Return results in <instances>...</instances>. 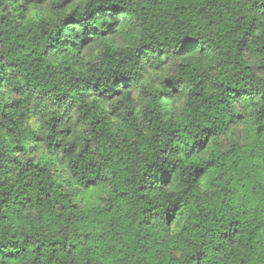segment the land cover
<instances>
[{
  "label": "trees",
  "instance_id": "obj_1",
  "mask_svg": "<svg viewBox=\"0 0 264 264\" xmlns=\"http://www.w3.org/2000/svg\"><path fill=\"white\" fill-rule=\"evenodd\" d=\"M47 1L0 0V264H264V0Z\"/></svg>",
  "mask_w": 264,
  "mask_h": 264
},
{
  "label": "rangeland",
  "instance_id": "obj_2",
  "mask_svg": "<svg viewBox=\"0 0 264 264\" xmlns=\"http://www.w3.org/2000/svg\"><path fill=\"white\" fill-rule=\"evenodd\" d=\"M58 0H48L42 7L31 8L28 10L27 17L33 21H38L40 17L48 15L50 13L51 6L55 4ZM78 2V0H76ZM100 47L97 45H92L84 50L83 56L86 60H93L97 58L100 54ZM171 67L165 66L161 69L149 68L144 79L138 87L131 89L132 100L134 104L139 107L142 99V90L147 92H155L161 89L162 83L167 79L171 73ZM30 127L36 131L38 125L34 120L29 122ZM242 127L237 126L234 129L227 132L222 138L221 143L227 144L241 137ZM25 147L27 148V154L23 159H33L35 162H43L47 160V156L43 149L39 145H35L31 142H26ZM60 170V169H59Z\"/></svg>",
  "mask_w": 264,
  "mask_h": 264
}]
</instances>
